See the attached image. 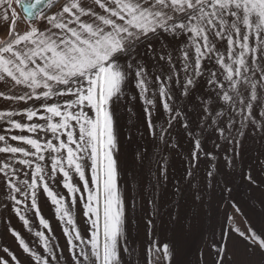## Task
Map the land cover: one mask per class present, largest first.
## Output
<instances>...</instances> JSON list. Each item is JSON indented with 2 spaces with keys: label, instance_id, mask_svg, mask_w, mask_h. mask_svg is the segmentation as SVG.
Listing matches in <instances>:
<instances>
[{
  "label": "snow or ice",
  "instance_id": "obj_1",
  "mask_svg": "<svg viewBox=\"0 0 264 264\" xmlns=\"http://www.w3.org/2000/svg\"><path fill=\"white\" fill-rule=\"evenodd\" d=\"M15 3L27 17L28 28L18 32L10 0H0V22L7 24L8 31V39L0 42V81L9 92L17 89L22 94L0 91V97L23 101L25 106L20 112H0V120L22 132L50 133L51 138L11 136L26 148L12 146L0 135L4 142L0 153L10 154L0 157L5 188L16 205L22 203L16 194L30 196L35 209L40 182L53 203H60L45 181L49 173L42 162L47 153L53 178L62 173L64 187L76 193L80 189L71 182L70 172H74L88 193L85 215L94 216L90 251H74L77 264L81 257L88 264H126L120 244L124 202L114 155L118 151L116 103L129 86L138 90L147 105L155 106L159 97L168 114L161 117L163 125H157L149 109H144L152 136L163 140L179 121L194 139L195 160L204 133L209 138L215 134L228 145L240 147V151L225 149L235 154L225 155L224 166L236 168L242 162L240 137L245 136V129L259 124L264 130L255 111L264 109V0H65L59 8L58 0ZM29 101L40 103L28 107ZM192 111L199 113L195 129L189 119ZM14 116L43 123H21ZM214 146L221 148L220 143ZM143 155L138 152L137 158L142 160ZM86 158L91 160L94 188L85 179ZM17 164L32 169L25 173L28 178L19 180ZM160 175L167 178L165 168L161 167ZM208 176L213 173L209 171ZM246 178L254 182L251 174ZM15 211L27 224L20 209ZM73 230L75 239L85 243L80 232ZM239 235L245 242L241 264H264V233L250 229L247 235ZM68 243L75 250L76 245ZM20 245L30 252L23 239ZM157 250L171 264L169 245L162 242ZM31 255L37 264H48L47 259ZM215 256L217 264H232L223 247L217 248ZM0 264L7 261L0 259Z\"/></svg>",
  "mask_w": 264,
  "mask_h": 264
},
{
  "label": "crops",
  "instance_id": "obj_2",
  "mask_svg": "<svg viewBox=\"0 0 264 264\" xmlns=\"http://www.w3.org/2000/svg\"><path fill=\"white\" fill-rule=\"evenodd\" d=\"M10 2L16 13L13 17L16 20V30L21 27V30L17 31L23 33L28 28V22L22 18L15 0ZM64 3L65 0H61L56 7L59 8ZM7 38V24L0 22V42ZM216 69L218 66L214 68ZM3 84L4 82L0 81V91H4L6 95L22 94L17 89L9 92ZM149 98H151V92ZM34 103L39 106L40 102L29 101L27 106L31 107ZM24 106L23 101L6 100L0 97V112L13 110L20 112ZM146 108L151 112L150 118L157 125L164 124V119L161 117L166 118L168 114L163 110V100L157 97L155 106L147 105L134 86H129L125 90V95L115 105L114 130L118 151L114 155L118 165V187L124 202L120 244L126 264H154L156 254L159 256L160 264H169L163 259V252L157 250L162 242L169 245L172 253L171 264H217L215 253L218 247H223L228 256L229 251L233 249L229 244L232 228L228 224V204L234 201L231 200L232 195L228 193L234 192L235 185L232 187L226 185L234 184V182L225 184L216 177L219 166L211 167L210 163H205L208 160L203 161L198 155L197 159H192L194 142L179 121L174 122L164 134L163 140L158 136H152L147 127L149 117L144 111ZM262 110L264 109H255L257 119L264 124V116H260ZM12 119L21 123H43L35 118L33 121H28L26 116H14ZM164 126L167 127V125ZM0 135L6 136L8 144L26 148L29 146L20 141L11 140V136L25 135L33 138L39 136L42 141L51 138L50 133L45 136L44 133L33 134L10 128L6 120H0ZM240 139L242 159H249L250 152L264 145V130H260L258 124L254 132L247 133ZM189 142L192 143L191 146ZM3 146L4 142H0V147ZM228 147L236 151L241 150L235 144ZM138 152L144 154L142 160L137 158ZM234 154L233 151H228L226 155ZM8 155L10 154L0 153V157ZM45 156L46 160L42 163L45 171L49 173L45 176V181L60 201L58 204L53 203L44 191L42 183L38 182L37 208L32 207L30 196L25 197L20 194L16 195L22 203L16 205L10 199L5 188V180L0 174V217L3 215V246L0 259L7 261V264H37L32 253L47 259L48 264H77L74 251L76 254L79 253L80 248L90 251L91 221L94 216L85 215L88 193L84 190V182L80 181L74 172H70L71 182L80 189L79 192L70 193L64 187L62 173L57 172L55 178L52 177L47 153ZM84 163L85 179L89 180V188H94L95 185L91 184V168L89 167L91 160L86 158ZM223 163L224 159L221 164ZM194 164L196 167L193 166ZM16 167L21 170L18 174L21 181L28 178L25 176L26 172L32 171L24 165L17 164ZM161 167L166 169V179L160 175ZM209 171L213 173V176H208ZM231 172L233 173V170ZM214 178L215 180L218 178L220 187L213 186ZM249 185L264 192V184ZM216 192L225 194L218 196ZM197 196L199 199L196 198ZM149 201L154 203L150 204ZM16 208L20 209V215L25 217L27 224L17 215ZM65 212L68 215H65ZM100 213L102 224V195ZM41 219L47 227L45 223H41ZM69 219L73 223H68ZM73 229L80 232L85 243L75 239L76 232ZM13 233L18 234L19 238ZM38 233L43 235H37ZM20 239H23L30 252L23 250ZM69 240L76 245L75 250L69 245ZM45 241H47V247H45ZM13 257L16 259L13 260ZM80 264H88V262L81 257Z\"/></svg>",
  "mask_w": 264,
  "mask_h": 264
},
{
  "label": "rangeland",
  "instance_id": "obj_3",
  "mask_svg": "<svg viewBox=\"0 0 264 264\" xmlns=\"http://www.w3.org/2000/svg\"><path fill=\"white\" fill-rule=\"evenodd\" d=\"M22 20L20 19V22ZM24 21V20H23ZM25 27L24 22H22ZM18 31L21 30V27H18ZM190 107V106H189ZM199 113L196 111H192L189 114V119L193 120V128L195 129V124L198 121ZM255 131V128L248 127L245 129V134L252 133ZM197 130V135H198ZM235 135V133H234ZM193 142V137H190ZM201 148L196 150L197 155L203 161L208 160L211 167L217 168L218 173L216 177H219L227 187H234V192L230 191L229 195H232L230 204H228V224L232 230L230 233L231 238L229 240V244L231 249L229 251V257L232 259V264H241V255L244 250L245 242L243 238L239 235L240 232L248 234L249 230H254L258 234L264 233V192L263 190L257 188L254 189L253 185L249 184H264V145L259 146L254 151L249 154L251 157L249 159H242V162L237 164L236 168L225 167L224 163L221 164L225 155V149H228L227 143L224 142L223 138H218L215 134L209 138V134L204 133L203 137H201ZM216 143L221 144V148H216L214 145ZM192 143L189 142V146ZM194 149V147H193ZM191 150L189 149V152ZM207 152H211L212 156L206 155ZM239 161L240 159L237 158ZM233 170V173L231 172ZM243 172V175H242ZM232 173V177H231ZM251 174L254 178V182H250L247 180V175ZM230 175V176H229ZM218 179V178H217ZM217 179L212 180V184L215 187H220ZM239 185V186H236ZM217 193V194H216ZM214 194L221 196L224 195V192H216ZM251 202L252 204H250ZM236 203L237 205H234ZM245 215H243L242 214ZM2 246H3V215L0 217V254H2Z\"/></svg>",
  "mask_w": 264,
  "mask_h": 264
},
{
  "label": "water",
  "instance_id": "obj_4",
  "mask_svg": "<svg viewBox=\"0 0 264 264\" xmlns=\"http://www.w3.org/2000/svg\"><path fill=\"white\" fill-rule=\"evenodd\" d=\"M59 1H60V0H58V2H59ZM16 5H17V8H18V10H19V12H20L22 18H23L26 22H28L27 17H26L25 14L23 13V11H22V9L20 8V6H19L17 3H16Z\"/></svg>",
  "mask_w": 264,
  "mask_h": 264
},
{
  "label": "trees",
  "instance_id": "obj_5",
  "mask_svg": "<svg viewBox=\"0 0 264 264\" xmlns=\"http://www.w3.org/2000/svg\"><path fill=\"white\" fill-rule=\"evenodd\" d=\"M59 2H61V0H60ZM59 2L56 4V6L59 4ZM13 19H14V18H13ZM7 39H8V38H7ZM153 262H154V264H160V259H159L158 254H156V257H155V259L153 260Z\"/></svg>",
  "mask_w": 264,
  "mask_h": 264
}]
</instances>
